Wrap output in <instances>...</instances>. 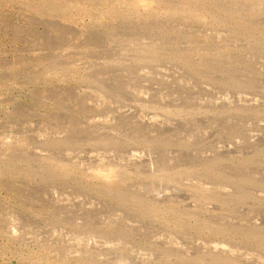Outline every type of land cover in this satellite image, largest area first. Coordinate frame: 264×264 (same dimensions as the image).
<instances>
[{
    "label": "rangeland",
    "instance_id": "374dc122",
    "mask_svg": "<svg viewBox=\"0 0 264 264\" xmlns=\"http://www.w3.org/2000/svg\"><path fill=\"white\" fill-rule=\"evenodd\" d=\"M220 252L264 264V0H0V264Z\"/></svg>",
    "mask_w": 264,
    "mask_h": 264
},
{
    "label": "bare ground",
    "instance_id": "6f19581e",
    "mask_svg": "<svg viewBox=\"0 0 264 264\" xmlns=\"http://www.w3.org/2000/svg\"><path fill=\"white\" fill-rule=\"evenodd\" d=\"M209 3V2H208ZM260 5V4H259ZM261 8V7H260ZM244 14V13H243ZM235 15H237V14H235ZM197 17V16H196ZM202 19V18H201ZM255 24V23H254ZM260 50V49H259ZM263 57V56H262ZM163 109H165V108H163ZM184 115V114H183ZM181 116V115H180ZM108 136V135H107ZM111 138V137H110ZM106 139H107V137H106ZM259 154V153H258ZM243 156V155H242ZM255 159V158H254ZM207 162V161H206ZM221 165V164H220ZM91 166H93V165H91ZM94 167V166H93ZM206 167V166H205ZM208 167L212 170V171H215V168H214V165H213V163H209V165H208ZM216 167H218V166H216ZM85 168V167H84ZM207 168V167H206ZM96 169H98L97 167H96ZM116 170H117V168H114V166H113V168L111 167V166H107V168H104L103 170H101V173H102V175H103V177H105V178H112V177H114V172H116ZM203 170V169H202ZM123 171V170H122ZM124 172H125V170H124ZM227 172V171H226ZM122 173V172H121ZM127 174V173H126ZM198 174V173H197ZM208 174V173H207ZM242 174V173H241ZM202 175V174H201ZM209 175V174H208ZM207 175V176H208ZM212 176H213V174H211ZM215 175V177H218V176H222V173L221 174H214ZM233 175H235V174H233ZM119 176V175H118ZM206 176V177H207ZM238 176H240V174H238ZM244 176V175H243ZM255 176V175H254ZM195 177V176H194ZM224 177H226V176H224ZM256 177V176H255ZM257 178V177H256ZM260 178V177H259ZM215 179V178H214ZM213 179V180H214ZM228 179V178H227ZM232 179V178H231ZM237 180H239V179H237ZM241 180V184L240 183H238V184H240V185H245V184H250L252 181H253V178L251 177V178H246V177H244V178H241L240 179ZM259 181H261V179H259ZM258 181V182H259ZM263 181V180H262ZM261 181V182H262ZM254 182V181H253ZM191 183H193V182H191ZM195 183V182H194ZM197 183V182H196ZM207 183H209V182H207ZM216 183V182H215ZM243 183V184H242ZM184 184H185V182H184ZM201 184V183H200ZM202 184H204V183H202ZM218 184V183H217ZM216 184V185H217ZM224 184V183H223ZM248 184V185H249ZM193 185V184H192ZM198 185H199V183H198ZM212 185V184H211ZM233 185H234V183H233ZM243 185V186H244ZM207 186V185H206ZM214 186H215V184H214ZM217 186H219V185H217ZM222 186V185H221ZM231 186V185H230ZM242 186V187H243ZM263 186V185H262ZM207 187H209V186H207ZM223 187V186H222ZM222 187H221V189H222ZM245 187V186H244ZM246 187H247V185H246ZM245 187V188H246ZM250 187V186H249ZM248 187V188H249ZM259 187H260V185H259ZM202 188V187H201ZM204 188H206V187H204ZM211 188V187H210ZM213 188V187H212ZM224 188V187H223ZM229 188H231V187H229ZM238 188H240V187H238ZM219 189V188H218ZM233 189V188H232ZM235 189H237V188H235ZM244 189V188H243ZM243 189L241 188V190L239 189V190H236L234 193L236 194L235 196H238V197H243L244 195H245V191H243ZM224 190V189H223ZM178 191V190H177ZM229 191H231V189L229 190ZM220 192V191H219ZM223 191L221 190V194L223 195V193H222ZM251 192H252V190H251ZM163 193V192H162ZM187 193V192H186ZM190 193V192H189ZM191 193H192V191H191ZM190 193V194H191ZM177 194V193H176ZM184 194V193H183ZM190 194H188V195H190ZM143 195V194H142ZM178 195V194H177ZM199 195H201V194H199ZM187 196V195H186ZM186 196H181V199L183 198L184 199V197H186ZM191 196H193V195H191ZM203 198H205L207 201L208 200H214V199H217V200H220L221 202L222 201H225L226 202V200L225 199H227L226 197H225V199L223 198L224 197V195L223 196H220V194H218L217 192H207L206 191V193H204L203 194ZM228 196V195H227ZM249 196H250V194H249ZM249 196H247V198L249 197ZM148 197V196H147ZM154 197V196H153ZM176 197V196H175ZM188 197V196H187ZM197 197V196H196ZM228 197H231V195H229ZM262 197V196H261ZM223 198V199H222ZM235 198V197H234ZM175 199H178V198H175ZM232 199V198H231ZM179 200V199H178ZM204 200V199H203ZM203 200H202V202H203ZM205 200V201H206ZM216 200V201H217ZM161 201V200H160ZM241 201V200H240ZM240 201H238V202H240ZM194 203H195V200L193 201ZM243 202V201H242ZM207 203V202H206ZM190 204H192V202L190 203ZM184 205V204H183ZM189 205V204H188ZM193 205V204H192ZM196 205V204H195ZM197 205H198V203H197ZM211 205V204H210ZM187 206V205H186ZM189 206H191V205H189ZM207 206V205H206ZM214 206V205H213ZM203 207V206H202ZM209 207V206H208ZM215 207V206H214ZM223 208V207H222ZM208 209V208H207ZM237 209V208H236ZM157 210V209H156ZM184 211V210H183ZM168 212V211H167ZM179 212V211H178ZM201 216V215H200ZM205 216V215H204ZM203 216V217H204ZM202 217V216H201ZM210 219V218H209ZM217 220H219V219H217ZM216 220V221H217ZM215 221V220H214ZM230 221H228V223H229ZM218 223V222H217ZM237 223V222H236ZM243 223V222H242ZM238 224H240V223H238ZM245 224V223H244ZM250 224V223H249ZM248 224V225H249ZM233 225V224H232ZM234 225H235V223H234ZM246 227V226H245ZM259 228V227H258ZM258 230V229H257ZM256 230V232L253 234L254 236L256 235H258V233L260 232V231H257ZM223 231V230H222ZM262 233V232H261ZM214 250V249H213ZM222 250V249H221ZM228 250V249H227ZM206 251V250H205ZM211 251V250H210ZM219 251H220V249H219ZM225 251V250H224ZM209 252V251H208ZM215 252V251H214ZM240 252V251H239ZM221 253V252H220ZM215 254V256H213V257H211V261H213V264H229V262L231 261V262H233L234 260H235V258H231V257H227L224 253V255L222 254ZM226 253V252H225ZM235 254H236V252H234ZM205 254V253H204ZM230 254H232L231 252H230ZM242 254V253H241ZM240 255V254H239ZM231 256V255H230ZM233 256H234V254H233ZM232 256V257H233ZM242 256V255H241ZM237 257V256H236ZM204 258V257H203ZM205 259V258H204ZM209 259V258H208ZM237 259H239V257L237 258ZM246 260V259H245ZM245 260H243V261H245ZM236 261V260H235ZM251 261V260H250ZM238 262V261H237ZM248 262V261H247ZM246 263V262H245ZM250 263V262H249ZM254 263V262H253ZM196 264V263H195Z\"/></svg>",
    "mask_w": 264,
    "mask_h": 264
}]
</instances>
